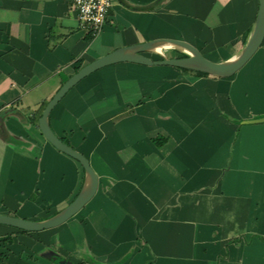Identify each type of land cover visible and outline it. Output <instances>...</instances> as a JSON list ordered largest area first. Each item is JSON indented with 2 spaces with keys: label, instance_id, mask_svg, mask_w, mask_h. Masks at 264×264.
I'll return each mask as SVG.
<instances>
[{
  "label": "crops",
  "instance_id": "crops-1",
  "mask_svg": "<svg viewBox=\"0 0 264 264\" xmlns=\"http://www.w3.org/2000/svg\"><path fill=\"white\" fill-rule=\"evenodd\" d=\"M71 2L0 0L3 215L43 221L84 188L82 166L38 124L78 68L157 39L226 62L244 49L258 10V0H113L94 37ZM262 117L264 41L229 78L130 63L91 74L49 124L89 161L97 192L56 228L0 225V264H264V122L245 123Z\"/></svg>",
  "mask_w": 264,
  "mask_h": 264
},
{
  "label": "water",
  "instance_id": "water-1",
  "mask_svg": "<svg viewBox=\"0 0 264 264\" xmlns=\"http://www.w3.org/2000/svg\"><path fill=\"white\" fill-rule=\"evenodd\" d=\"M264 41V0H258V10L252 34L241 53L226 62H213L203 56V54L191 44L179 40L157 39L147 43L138 44L131 47L115 50L102 56L88 65L81 68L71 76L60 88V90L48 102L41 118L39 119V129L44 138L58 151L76 160L86 174V184L78 196L61 213L43 220L31 221L15 216L0 214V225L12 227L25 232H40L56 228L82 210L95 196L98 189V176L91 167L89 161L71 146L65 144L56 136L49 124V115L58 103L77 84L91 74L119 63H130L147 67L168 66L193 72L204 73L218 78H229L237 73L255 55ZM158 43L170 44L169 47L179 48L186 53L183 58H166L152 60L145 56L148 52H157L153 49ZM167 48V47H162ZM264 122V118L246 121L247 124ZM60 264H71L67 261H60Z\"/></svg>",
  "mask_w": 264,
  "mask_h": 264
},
{
  "label": "built area",
  "instance_id": "built-area-1",
  "mask_svg": "<svg viewBox=\"0 0 264 264\" xmlns=\"http://www.w3.org/2000/svg\"><path fill=\"white\" fill-rule=\"evenodd\" d=\"M113 0H72L69 11L92 36L100 34Z\"/></svg>",
  "mask_w": 264,
  "mask_h": 264
},
{
  "label": "trees",
  "instance_id": "trees-1",
  "mask_svg": "<svg viewBox=\"0 0 264 264\" xmlns=\"http://www.w3.org/2000/svg\"><path fill=\"white\" fill-rule=\"evenodd\" d=\"M183 57H186V55L185 54H180L179 56H178V58H183ZM80 70V68H78L76 71H79ZM183 70V69H182ZM183 71H187L188 72V70H183ZM195 74H197V75H199V76H206L207 74H204V73H199V72H194ZM66 144V143H65ZM7 242H10V240H8L7 239ZM3 246V244H2V242H0V247H2ZM58 262H59V260H58Z\"/></svg>",
  "mask_w": 264,
  "mask_h": 264
},
{
  "label": "bare ground",
  "instance_id": "bare-ground-1",
  "mask_svg": "<svg viewBox=\"0 0 264 264\" xmlns=\"http://www.w3.org/2000/svg\"><path fill=\"white\" fill-rule=\"evenodd\" d=\"M170 44H167V43H158L156 45H154L153 49L156 50V51H161V48L162 47H169Z\"/></svg>",
  "mask_w": 264,
  "mask_h": 264
},
{
  "label": "rangeland",
  "instance_id": "rangeland-1",
  "mask_svg": "<svg viewBox=\"0 0 264 264\" xmlns=\"http://www.w3.org/2000/svg\"><path fill=\"white\" fill-rule=\"evenodd\" d=\"M155 57V56H154ZM262 118H264V117H262ZM234 119V118H233ZM258 119H261V118H258ZM17 217V216H16Z\"/></svg>",
  "mask_w": 264,
  "mask_h": 264
}]
</instances>
